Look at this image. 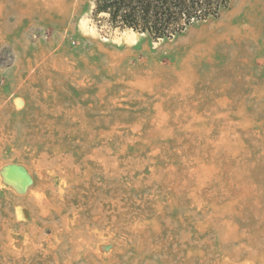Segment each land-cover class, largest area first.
<instances>
[{"label":"rangeland","instance_id":"obj_1","mask_svg":"<svg viewBox=\"0 0 264 264\" xmlns=\"http://www.w3.org/2000/svg\"><path fill=\"white\" fill-rule=\"evenodd\" d=\"M94 5L0 0V264H264V0L159 40Z\"/></svg>","mask_w":264,"mask_h":264},{"label":"trees","instance_id":"obj_2","mask_svg":"<svg viewBox=\"0 0 264 264\" xmlns=\"http://www.w3.org/2000/svg\"><path fill=\"white\" fill-rule=\"evenodd\" d=\"M232 0H95L93 15L112 28L171 39L189 26L219 17Z\"/></svg>","mask_w":264,"mask_h":264},{"label":"bare ground","instance_id":"obj_3","mask_svg":"<svg viewBox=\"0 0 264 264\" xmlns=\"http://www.w3.org/2000/svg\"><path fill=\"white\" fill-rule=\"evenodd\" d=\"M18 102H19V101H18ZM19 104H20V103H19ZM19 104H18V105H19Z\"/></svg>","mask_w":264,"mask_h":264}]
</instances>
